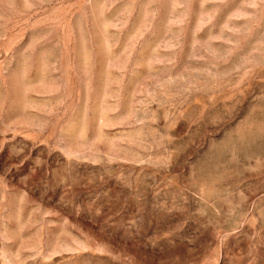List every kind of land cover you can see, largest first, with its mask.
Returning <instances> with one entry per match:
<instances>
[{"label":"rangeland","instance_id":"obj_1","mask_svg":"<svg viewBox=\"0 0 264 264\" xmlns=\"http://www.w3.org/2000/svg\"><path fill=\"white\" fill-rule=\"evenodd\" d=\"M0 264H264V0H0Z\"/></svg>","mask_w":264,"mask_h":264}]
</instances>
